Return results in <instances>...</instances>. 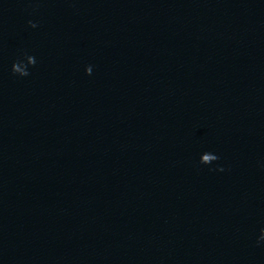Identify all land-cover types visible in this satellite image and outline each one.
Segmentation results:
<instances>
[{
    "label": "water",
    "instance_id": "obj_1",
    "mask_svg": "<svg viewBox=\"0 0 264 264\" xmlns=\"http://www.w3.org/2000/svg\"><path fill=\"white\" fill-rule=\"evenodd\" d=\"M0 264H264V0H0Z\"/></svg>",
    "mask_w": 264,
    "mask_h": 264
}]
</instances>
